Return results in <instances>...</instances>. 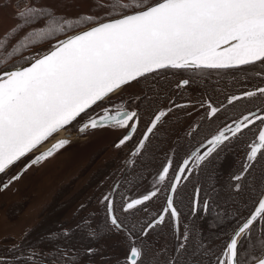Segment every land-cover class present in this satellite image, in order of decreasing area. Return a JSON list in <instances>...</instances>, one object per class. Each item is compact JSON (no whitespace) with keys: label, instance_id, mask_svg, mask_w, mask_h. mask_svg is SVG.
I'll return each instance as SVG.
<instances>
[{"label":"snow or ice","instance_id":"1","mask_svg":"<svg viewBox=\"0 0 264 264\" xmlns=\"http://www.w3.org/2000/svg\"><path fill=\"white\" fill-rule=\"evenodd\" d=\"M98 8L107 11L103 15L69 18L58 14L51 5L39 2L29 5L27 0L17 5L14 13L17 24L0 40V56L5 62L33 45L81 27V21L90 26L65 35L42 53L26 57L23 63L0 68V174L69 127L81 133L89 129H123L126 131L115 146L125 145L136 133L141 120L136 101L146 98L149 92L158 94V78L166 79L169 70H192L200 74L209 69L241 70L258 62L264 65V0H110L108 4H98ZM25 29L28 31L20 36ZM16 36L20 38L13 43L9 37ZM256 76L264 83V71L257 72ZM193 82L191 78H181L175 87L184 89ZM254 98L260 103L257 112L264 111V86L255 85L253 90L245 88L239 95L226 96L227 105L233 107L238 101ZM199 103L213 118L227 109L223 102L218 107L213 106L211 100ZM188 106L175 105L177 108ZM171 111V107L167 111L158 109L150 115L149 126L138 142L136 153L144 148L149 134ZM257 112L249 110L242 119L233 120L207 141L210 147L203 155L193 152L192 156L203 162L255 121L264 124V115H257ZM226 133H231V137ZM70 142L68 138L58 140L47 151L32 158L19 174L13 175L0 188L7 189L28 168L51 157ZM249 148L243 170L233 177L237 182L248 173L258 153L264 157V129L258 133V142L254 141ZM172 164L173 161L168 160L162 166L156 183L165 181L172 169L174 177L166 189L163 213L174 218L178 229L181 213L175 206V196L181 178L186 173L190 175L189 160H184L178 169L172 168ZM235 188L239 190L240 183H236ZM199 191L196 189L193 211L201 210ZM159 192L160 188H155L126 201L121 205V212L130 213L157 197ZM114 195L110 192L102 197L105 226L110 232L124 234L126 259L123 264H162L159 254L148 258L150 249L146 238L150 230L164 223L165 215L137 230L136 225L117 214ZM208 208V202L204 201L203 211ZM256 223L264 232V191L257 193L254 209L239 220L227 236L220 254L215 257V264H264V241H261L260 255L251 260L248 259L251 253L241 250ZM87 226L92 227L91 224ZM189 239L187 229L177 236L176 251L180 255L169 257L163 264H181ZM200 247L204 251L199 256L193 253L191 264H205L204 258L214 255L206 246ZM87 251L91 255L96 249ZM37 255L33 252L27 259ZM39 255L40 264H43L44 254ZM62 259L75 264L77 257L64 253ZM0 264L7 262L0 258Z\"/></svg>","mask_w":264,"mask_h":264},{"label":"flooded vegetation","instance_id":"2","mask_svg":"<svg viewBox=\"0 0 264 264\" xmlns=\"http://www.w3.org/2000/svg\"><path fill=\"white\" fill-rule=\"evenodd\" d=\"M262 71L264 65L259 62L241 70L209 69L200 74L192 70H169L166 79L158 78V94L149 92L146 98L136 101L140 123L132 139L120 148L115 145L126 130L89 129L81 133L77 128L69 127L68 134L80 139L95 134L100 143L77 160L54 159L50 163L33 165L7 189L0 188V196L18 195L12 204L0 202V258L7 264H25V260L27 264H40L39 254L43 253V264H72V261L62 259L63 254L68 253L77 257L75 264H123L126 259L125 237L123 233L110 232L105 226L102 197L114 193L117 214L136 225L138 230L165 215L166 189L173 181L174 173L170 169L166 180L157 184L162 166L172 160V168L178 169L184 160H189L190 175L186 173L181 178L175 196V206L181 213L179 228L174 218L165 215L164 223L150 230L146 238L150 249L148 258L159 254L163 264L169 257L180 255L176 251L177 236L187 229L190 239L181 264H191L192 254L199 256L204 251L201 245L214 254L204 258L205 264H215V257L220 254L227 236L237 227L238 221L254 209L257 193L264 191V157L259 153L242 180L233 179L243 170L249 146L258 142V133L264 129V124L255 121L235 137L229 133L231 138L203 162L196 161L192 153L203 155L207 141L218 131L232 124L233 120L242 119L249 110L257 112L260 107L258 99L238 101L233 107L227 105L226 96L239 95L245 88L253 90L255 85L264 86L256 76ZM181 78H191L194 82L184 89H176L175 83ZM202 100H211L217 107L223 102L227 109H222L215 118L209 117L206 107H200ZM176 104L189 106L177 108ZM169 107L172 111L162 118L149 134L144 148L136 153L138 142L149 126L150 115L158 109L167 111ZM257 115H264V111L257 112ZM36 155L38 153L1 174L0 185L19 174ZM48 168L51 174H46ZM30 176L32 188L37 191L25 195L22 186ZM236 183H240L239 190L235 188ZM155 188H160L157 197L130 213L121 212L123 203ZM196 189L200 190L199 211H193ZM45 193L51 196L39 204L38 199L41 195L46 196ZM204 201L209 204L207 211H203ZM88 224L92 227L89 228ZM261 241H264V232L256 223L250 239L241 245L242 252L251 253L249 260L260 255ZM89 248L96 249V252L88 254ZM33 252L38 255L27 259Z\"/></svg>","mask_w":264,"mask_h":264},{"label":"rangeland","instance_id":"3","mask_svg":"<svg viewBox=\"0 0 264 264\" xmlns=\"http://www.w3.org/2000/svg\"><path fill=\"white\" fill-rule=\"evenodd\" d=\"M23 2H25V0H0V40L5 38L6 34L9 33V30L12 29L17 24V20L14 18V13L17 10V5ZM37 2L46 4V5H51L53 8H55L58 14H64L66 17H69V18H79L83 15H103L107 11V9L98 8V4L100 3L108 4L110 0H27V3L29 5L35 4ZM84 25H86L87 27L90 26L88 24H85L83 21H81V26H83L84 28H87ZM27 31L28 29H25L24 32L20 33V36L24 35ZM20 36H16L14 38V43L16 40L20 38ZM61 38L62 37L58 39H61ZM58 39H55V40H58ZM53 41H50L45 44H41L33 48L29 53L24 55V59H25V56L32 53L34 50L40 47H43L44 45L49 44ZM97 143L99 144V140L97 141ZM82 152L83 151H81L79 154H81ZM85 154L86 152H83L82 156H84ZM51 173H52L51 169L48 168L46 174H51ZM29 179L30 180L26 179L25 184L22 186L24 193L26 192L25 195H28L32 192V190H35L32 188L31 176L29 177ZM13 194L14 193H12L11 195H7V196L5 195L4 197L0 196L1 204H4L5 202L12 204L13 202H15L17 200L18 195L15 196ZM45 194L46 196H43L40 194L42 197L38 199L39 204L45 203L51 196L50 193H45ZM34 202H37V199H35Z\"/></svg>","mask_w":264,"mask_h":264},{"label":"water","instance_id":"4","mask_svg":"<svg viewBox=\"0 0 264 264\" xmlns=\"http://www.w3.org/2000/svg\"><path fill=\"white\" fill-rule=\"evenodd\" d=\"M86 28H84V29H82V30H79V31H83V30H85ZM78 32V31H77ZM73 34V33H72ZM71 35V34H70ZM63 38H65V37H63ZM63 38H61V39H63ZM56 42V40L55 41H53V42H51V43H49V44H46V45H44L43 47H40V48H38V49H36V50H34L32 53H30V54H28L27 56H25V58L26 57H28V56H31L32 54H34V53H42L43 51H45V50H47L52 44H54ZM105 129V128H104ZM67 131H68V128H66V129H64V130H61L58 134H56V135H54L53 137H51L48 141H46V142H44L38 149H36L35 151H34V153H31V154H29V156H31V155H33V154H35V153H38V155L40 154V153H42V152H44V151H47L49 148H51L52 147V145L53 144H55L58 140H60V139H65V138H68V139H70V143L69 144H67V145H65L63 148H61V149H59V150H57L51 157H48L47 159H45V160H42L40 163H38V164H36V165H39V164H41V163H43V162H45V163H50L51 161H53L54 159L55 160H58V159H61V160H66V159H69L71 156H73V155H78V158H80V157H85V155L84 156H82V153L83 152H88L91 148H93V147H95L98 143H97V141L99 140V143H100V139L94 134V135H89L87 138H85V139H80V138H78V136H76V135H71V134H68L67 133ZM227 135L229 134V133H226ZM105 137H102V139H104ZM75 146H77L76 148H75ZM208 147H210V145H206L204 148H203V152H206L207 151V148ZM81 151H83L81 154H79ZM88 154V153H87ZM28 156V157H29ZM27 157H25V158H22L20 161H18L16 164H18L19 162H21L22 160H24V159H26ZM77 158V159H78ZM72 160V159H71ZM73 161V160H72ZM15 164V165H16ZM14 165V166H15ZM11 167H13V166H11ZM10 167V168H11ZM9 168V169H10ZM8 169V170H9ZM1 175V174H0Z\"/></svg>","mask_w":264,"mask_h":264},{"label":"trees","instance_id":"5","mask_svg":"<svg viewBox=\"0 0 264 264\" xmlns=\"http://www.w3.org/2000/svg\"><path fill=\"white\" fill-rule=\"evenodd\" d=\"M84 26H86V25H84ZM86 27H87V26H86ZM82 28H84V27L81 26V27L74 28L73 31L67 32V33H65V35L71 34V33H73V32H77V31H79V30L82 29ZM65 35L57 36L55 39H58V38H60V37L63 38V37H65ZM9 38L12 39V42L14 43V38H15V37H14V38L9 37ZM3 39H4V38H3ZM3 39H2V40H3ZM55 39L47 40V41H45V42H43V43L33 45V46H31L28 50H26V51L20 53L19 55H16V56L12 57L10 60H7L6 62L4 61V57L0 56V68H6V67H8V65H11V64H14V63H17V62H21V63H23L24 60H25V59H24V55H26L27 53H29L33 48H35V47H37V46H39V45H41V44H45V43H48V42H50V41H53V40H55Z\"/></svg>","mask_w":264,"mask_h":264},{"label":"bare ground","instance_id":"6","mask_svg":"<svg viewBox=\"0 0 264 264\" xmlns=\"http://www.w3.org/2000/svg\"><path fill=\"white\" fill-rule=\"evenodd\" d=\"M77 158H78V155H73L70 157V159H72V160H77Z\"/></svg>","mask_w":264,"mask_h":264}]
</instances>
